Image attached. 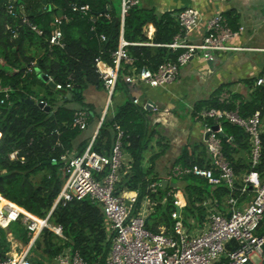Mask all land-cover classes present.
<instances>
[{
	"label": "trees",
	"instance_id": "trees-1",
	"mask_svg": "<svg viewBox=\"0 0 264 264\" xmlns=\"http://www.w3.org/2000/svg\"><path fill=\"white\" fill-rule=\"evenodd\" d=\"M115 1L0 0V195L38 217L45 218L51 213L50 222L61 226L66 237L63 240L48 229L44 230L32 248L31 264H53L67 248L79 252L87 264H105L111 251L109 223L100 204L86 198L56 205L67 177L61 157L71 155L75 140L86 131L74 126L78 110L68 107V104L77 103L81 106L80 110L90 115L89 126L96 121V117L99 119L93 114L94 106L86 103L84 96L90 86L98 90L105 88L96 69V59L112 65L113 54L119 49L123 38L130 43L126 49L134 60L133 66L123 64L120 74L123 72L126 76L132 74L133 67L156 71L163 62L176 61L184 51L168 47L180 31L179 24L172 16L173 12L158 14L155 9L136 5L130 8L122 21L119 0L118 4ZM11 4L17 9L23 6L24 14L30 22L44 30L45 36L38 37L20 19L12 17L8 12ZM86 6L90 8V13L84 16L78 9ZM73 7L78 9L73 10ZM64 16L68 17V21H63L61 25L65 48H51L48 39L55 28V17ZM225 16L236 30L235 11ZM148 24L156 29L152 39L145 33ZM15 34L18 42L14 38ZM102 36L106 37L105 41ZM40 73L49 76L63 88L53 89L42 80ZM263 76L264 70L259 76L244 81L252 89L247 97L228 91L231 93L229 100L221 102L220 97L224 92V86H221L208 99L197 101L195 112L203 108L235 110L238 107L242 117H249L259 111L264 125V84L256 85ZM68 84H71V89H67ZM126 85L119 79L115 92ZM7 88L10 89L8 93L3 91ZM70 93L72 99L68 97ZM30 99L35 100V104L28 102ZM41 101L50 107L49 112L39 106ZM236 102H239L238 106ZM145 112L132 99H128L117 109L114 117H106L102 122L92 150L110 157L117 127L124 131V149L129 152L133 163L130 172L117 185V192H138L133 215L138 213L143 199L148 197L154 210L147 219V229L159 233L165 228L169 233L172 231V212L175 210L173 199L168 195L171 189H163L162 186H158L155 191L150 189L151 184L160 181L155 163L169 147L156 129L149 130ZM222 126L225 136L232 139L223 138V151L236 176L234 189L231 190L225 184L213 188L207 180L194 173L185 176L179 191L185 205L183 217L190 232L204 226L209 209L204 205L206 202L226 212L231 197L238 198L240 204L250 201L254 196L253 189L248 187L244 193L242 189L246 186L245 176L253 169L260 173L264 181V134L261 161L253 168L249 157L251 144L248 134L228 121H223ZM154 141L159 148L157 152L152 145ZM88 146V141L83 142L78 154L81 155ZM149 152L152 154L147 159ZM13 153H17L15 159L10 158ZM175 164L192 170L210 167V157L204 144L188 145L183 148ZM107 172L108 169L98 177H103ZM39 174L43 176L40 183L35 184L34 177ZM13 224L18 228L14 229ZM13 224L9 231L28 246L31 238L25 228L20 223ZM18 229L23 231L22 235H18ZM257 233L264 235V224ZM237 248L238 244L231 242L227 245V252ZM10 250L6 232L1 230L0 261ZM226 261L224 255L219 264Z\"/></svg>",
	"mask_w": 264,
	"mask_h": 264
},
{
	"label": "built area",
	"instance_id": "built-area-1",
	"mask_svg": "<svg viewBox=\"0 0 264 264\" xmlns=\"http://www.w3.org/2000/svg\"><path fill=\"white\" fill-rule=\"evenodd\" d=\"M138 3L139 0H122V21L130 8ZM77 9L73 7V10ZM23 10V6L19 9L12 4L8 6V12L12 17L20 19L38 37H44V30L30 22ZM78 10L84 16L90 13L88 6ZM174 16L180 31L168 47L175 51L184 50L183 53L176 61L163 62L156 71L148 68L138 70L133 67L132 74L124 76V82L128 85L164 87L173 83L179 76L181 67L198 55L212 62L218 52L244 50L242 47L230 46V41L238 38L241 30H234L225 14L219 12L205 19L200 10L185 8L176 12ZM106 17L109 16L106 15ZM91 20L94 21L95 18L92 17ZM63 21H68V17H55V28L48 39L51 48H65L61 29ZM14 38H17V34ZM197 38L200 40L197 41ZM102 40L105 41L106 37L102 36ZM129 45L130 43L121 38L119 49L113 54L112 65L102 59H96L97 72L111 95L120 79L123 64L130 66L134 64L133 58L129 56L126 49ZM49 80L52 79L49 77ZM263 84L264 77H261L256 85L262 86ZM71 87V84L67 85V89ZM62 88V85L55 84L56 90ZM3 91L8 93L10 89ZM230 96L231 93L225 91L220 101H228ZM132 100L135 105L143 109L147 108L139 98ZM40 104L47 106L44 101L39 102V106ZM236 105L238 106L239 102H236ZM89 118L90 115L86 111L78 110L75 113L73 124L85 131L89 126ZM195 119L204 125L206 134H208L204 137V145L210 157V167L192 170L176 165L170 173V180L181 181L188 174L194 173L207 180L213 188L225 184L233 190L236 176L223 151V138L232 139L225 136L222 122L228 121L237 125L248 134L251 144L250 162L255 168L261 161L263 148L264 125L261 113L256 111L249 117H242L238 107L235 110L203 108L195 114ZM124 137V131L117 127V137L110 157L92 150L94 140L81 155L71 154L61 157L66 166L67 177L56 205L59 202L86 198L101 205L112 237L111 251L105 264H219L224 255L227 261L223 264H255L254 257L264 259V235L257 233L264 224V181L257 170L253 169L244 178L246 186L242 192H246L248 187L254 191V196L250 201L240 204L238 198L231 197L227 202L226 212H221L211 202H206L204 205L209 208L207 220L202 228L194 229L192 232L187 228L183 217L185 205L180 195V187L170 188L168 195L172 197L175 207L172 212V231L168 233L165 228H162L159 233H154L146 227V208L142 210L143 206H141L138 213L133 215L138 201V192L132 197H127L126 192L122 190L117 192V185L121 181L126 163L127 151L124 149ZM1 139L2 133L0 132V141ZM16 154H11L10 158L15 159ZM127 155L129 157V154ZM107 169L108 172L99 178L98 176ZM158 186H162V183L155 182L150 185V189L155 191ZM145 198L152 205L148 197ZM50 215L51 213L45 218L38 217L0 195V231L6 232L13 223H20L31 238L30 244L17 252L18 246L23 243L17 241L10 231L6 232L11 250L0 261V264H31L32 248L46 229L66 240L62 227L50 222ZM231 242L237 243L238 248L227 252V245ZM56 262L58 264H87L79 252H73L70 248L64 250Z\"/></svg>",
	"mask_w": 264,
	"mask_h": 264
},
{
	"label": "crops",
	"instance_id": "crops-1",
	"mask_svg": "<svg viewBox=\"0 0 264 264\" xmlns=\"http://www.w3.org/2000/svg\"><path fill=\"white\" fill-rule=\"evenodd\" d=\"M119 4L122 5V0H119ZM138 5L155 9L158 14L173 12V17L179 10L196 8L201 11L205 19L219 12L226 14L234 10L237 17L236 30H241V34L230 41V46L242 47L244 50L218 52L212 62L198 55L181 67L179 76L173 83L164 87L126 85L116 92L114 90L112 95L106 88L98 90L93 86L88 87L84 93L85 102L94 106L93 114L99 119L96 117V121L75 140L71 154H78L83 142L88 141L89 145L92 143L106 117H114L117 109L128 99L139 98L141 103L147 106L144 110L149 130L156 129L160 136L165 138L169 147L155 163L159 182L168 181L166 188L162 185L163 189L173 188L172 184L180 187L176 180L169 178L173 167L176 166V160L184 147L204 144L206 136L204 125L195 119L196 102L208 99L221 86H224V92L231 91L247 97L252 89H249L244 81L259 76L264 70V0H139ZM155 32L156 29L152 24H148L145 28V33L150 39L154 37ZM199 40L200 38H197V41ZM124 76L122 72L121 82H124ZM68 107L81 109L79 104L73 102L68 104ZM156 141L152 145L157 152L159 148ZM127 154L129 152L126 153L122 177L132 168L133 159ZM151 154V152L147 153V159ZM146 163L149 165L148 161ZM124 192L126 195L137 193ZM141 206H143L142 210L147 209L148 219L153 213V205L144 198ZM263 260L258 258L257 261L254 259V262L263 264Z\"/></svg>",
	"mask_w": 264,
	"mask_h": 264
},
{
	"label": "water",
	"instance_id": "water-1",
	"mask_svg": "<svg viewBox=\"0 0 264 264\" xmlns=\"http://www.w3.org/2000/svg\"><path fill=\"white\" fill-rule=\"evenodd\" d=\"M16 41L18 42L19 41V39L17 38L16 39ZM37 72H39V70H37ZM40 77L43 79V81H45L50 87H52L53 89H55V83L52 81V80H49V76H47V75H45V74H43V73H40ZM68 97H72V94L70 93L69 95H68ZM28 102H30L31 104H35V101H33V100H28ZM44 104H40V107H44L43 106ZM44 109L46 110V111H50V107L47 105V106H45L44 107ZM207 135L208 134H206V137H207ZM169 183H168V181H163L162 182V185H163V187L164 188H166L167 187V185H168ZM172 187H174V188H176L177 186H176V184H172L171 185ZM6 232H9V230H6Z\"/></svg>",
	"mask_w": 264,
	"mask_h": 264
},
{
	"label": "rangeland",
	"instance_id": "rangeland-1",
	"mask_svg": "<svg viewBox=\"0 0 264 264\" xmlns=\"http://www.w3.org/2000/svg\"><path fill=\"white\" fill-rule=\"evenodd\" d=\"M115 3L118 4V0H116ZM117 4H116V5H117ZM42 176H43L42 174H39V175H37L36 177H34V180H33L34 183H35V184H39V183H40V180H41V178H42ZM176 182H177L179 185L182 184V181H178V180H177ZM13 228L16 229V228H18V227L16 226V224H13ZM16 231H19V232H18V235H22V233H23V231H22L21 229H18V230H16ZM16 240L19 241L18 239H16ZM19 242H20V241H19ZM29 244H30V243H29ZM23 247H26V245H24V244L19 245L18 248H17V252L21 251ZM36 256H37V255H36ZM254 259H255V261H257V260H258V257H254ZM53 264H57V263L55 262V263H53Z\"/></svg>",
	"mask_w": 264,
	"mask_h": 264
},
{
	"label": "bare ground",
	"instance_id": "bare-ground-1",
	"mask_svg": "<svg viewBox=\"0 0 264 264\" xmlns=\"http://www.w3.org/2000/svg\"><path fill=\"white\" fill-rule=\"evenodd\" d=\"M132 196H134L133 193H130V194L127 195V197H132Z\"/></svg>",
	"mask_w": 264,
	"mask_h": 264
}]
</instances>
